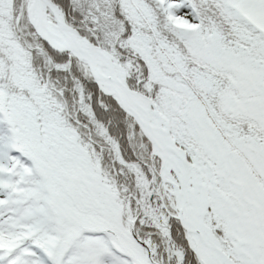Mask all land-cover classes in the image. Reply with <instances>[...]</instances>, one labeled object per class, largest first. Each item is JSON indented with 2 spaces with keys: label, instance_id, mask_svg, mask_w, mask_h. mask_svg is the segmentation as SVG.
<instances>
[{
  "label": "snow or ice",
  "instance_id": "obj_1",
  "mask_svg": "<svg viewBox=\"0 0 264 264\" xmlns=\"http://www.w3.org/2000/svg\"><path fill=\"white\" fill-rule=\"evenodd\" d=\"M0 264H264V0H0Z\"/></svg>",
  "mask_w": 264,
  "mask_h": 264
}]
</instances>
